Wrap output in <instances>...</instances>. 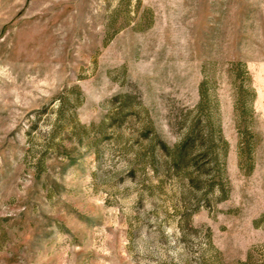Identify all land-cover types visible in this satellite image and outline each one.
I'll return each mask as SVG.
<instances>
[{"label":"rangeland","instance_id":"obj_1","mask_svg":"<svg viewBox=\"0 0 264 264\" xmlns=\"http://www.w3.org/2000/svg\"><path fill=\"white\" fill-rule=\"evenodd\" d=\"M0 264H264V0H0Z\"/></svg>","mask_w":264,"mask_h":264}]
</instances>
